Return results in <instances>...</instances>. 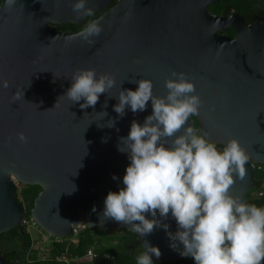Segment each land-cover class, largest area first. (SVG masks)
<instances>
[{
  "label": "water",
  "instance_id": "obj_1",
  "mask_svg": "<svg viewBox=\"0 0 264 264\" xmlns=\"http://www.w3.org/2000/svg\"><path fill=\"white\" fill-rule=\"evenodd\" d=\"M111 1L87 0L94 14L100 12L90 21L98 20L103 28L93 43L68 39L83 28L58 27L85 21L72 10L76 0H16L11 9L0 1V80L9 82L8 88L0 87V233L24 222L14 180L41 187L30 214L51 236L68 237L83 221L90 228L131 231L112 219L101 223L100 216L109 191L124 187L130 164L128 153L118 150L120 138L127 137L133 120L142 126L153 109L149 100L144 111L133 113L129 106L120 117L114 105L120 90L135 91L138 83L133 82L141 79L151 80L153 94L165 97L172 71L185 73L202 100L194 115L198 131L223 147L236 138L247 152L246 176L234 175L230 194L246 201L256 185L255 165L264 164L263 19L254 16L246 26L239 14H214L208 4L216 0ZM228 26L234 37L219 33ZM77 69H95L97 78L102 73L115 77L94 108H81L83 99L72 103L64 96ZM22 90L24 100L13 103V94ZM194 118L188 125L195 127ZM110 120L114 127H107ZM156 218L162 226L151 234L131 231L142 251L147 241L161 252L152 259H180L183 245L177 241L174 250L167 234L178 230L175 218L171 212L161 218L158 211ZM0 264H5L1 252Z\"/></svg>",
  "mask_w": 264,
  "mask_h": 264
},
{
  "label": "clouds",
  "instance_id": "obj_2",
  "mask_svg": "<svg viewBox=\"0 0 264 264\" xmlns=\"http://www.w3.org/2000/svg\"><path fill=\"white\" fill-rule=\"evenodd\" d=\"M15 2L5 0L3 7L11 9ZM86 5L87 0L72 4L78 20L94 14V9ZM102 31L98 20L90 21L68 39L93 43L92 38L99 37ZM71 80L64 96L72 103L83 99L81 108H94L100 95L115 84L111 73L97 78L95 69H77ZM133 83H138L135 91H119L114 111L120 117L129 106L133 113L142 112L149 100L153 111L142 126L133 120L127 137L120 138L118 150L128 153L130 164L123 176L124 187L106 196L100 222L112 219L144 237L162 226L156 218L157 211L164 219L171 212L178 230L167 233L173 242L170 246L175 250L178 241L183 245L181 256L192 257L195 264H264V207L249 204L229 191L235 183L234 175L240 180L246 176L245 148L238 139L231 138L218 150L206 132L198 133L192 124L188 125L189 117L199 115L202 100L185 73L171 72L165 80V97L153 94L149 79ZM0 87L8 88L9 82L0 80ZM20 99L24 100L23 90L13 94L12 102ZM57 106L58 102L54 108ZM114 125L115 121L110 120L107 127ZM18 139L27 142L23 133L18 134ZM148 213L152 219L146 218ZM163 227L167 231L168 225ZM143 248L137 264H153L152 256H161L160 249L147 241Z\"/></svg>",
  "mask_w": 264,
  "mask_h": 264
},
{
  "label": "trees",
  "instance_id": "obj_3",
  "mask_svg": "<svg viewBox=\"0 0 264 264\" xmlns=\"http://www.w3.org/2000/svg\"><path fill=\"white\" fill-rule=\"evenodd\" d=\"M116 1L117 0H112L110 5L114 4ZM99 13L100 12L95 13L91 17H86L83 23L69 22L66 24H58V27L63 30L78 31L84 28L86 24ZM192 117L194 118V116ZM194 124L197 126L195 118ZM255 183L256 185L253 190L250 189L247 191L246 202L255 204L258 207H264V194L258 195V192L264 189V187L259 180H256ZM40 189L41 187L39 185H25L22 189L21 194L23 200L30 207L33 206L34 198ZM19 201L22 204V201ZM4 235H10L11 238H18L22 241L24 246L28 247L31 244L30 234L23 225L0 233V237ZM52 245L53 254L51 263L49 264H58L60 261L55 259L56 257L63 255H67L70 258L82 257L86 256L88 251H91L93 259L102 258L106 260L104 263L100 264H137V257L143 253L137 235L126 229L106 230L99 227L90 228L86 226L78 233L76 242L65 240V237H62L61 241H54ZM0 252L5 258V264H12L14 262V250L5 251L0 248ZM152 260L153 264H195L193 259L187 260L186 257H181L172 262Z\"/></svg>",
  "mask_w": 264,
  "mask_h": 264
},
{
  "label": "rangeland",
  "instance_id": "obj_4",
  "mask_svg": "<svg viewBox=\"0 0 264 264\" xmlns=\"http://www.w3.org/2000/svg\"><path fill=\"white\" fill-rule=\"evenodd\" d=\"M14 181L16 183L17 197L22 201V206L24 208V222L22 223V225L30 234L31 244L27 247L24 246L22 241L18 238H11L10 235H4L0 237V248L5 251H15V258L13 259L14 262L12 264H49L51 263L53 254L52 244L54 241H61L62 237L51 236L34 223L30 214L31 207L23 200L21 194V191L25 185L18 182L17 180ZM86 226L88 225L83 221L80 225L75 227V231L73 234L65 237V240L76 242L78 233ZM55 259H58L60 261L58 264H100L106 261L102 258L93 259L92 255L89 254H87L86 256L73 258H70L67 255H63L56 257ZM186 259L192 260L193 258L186 257Z\"/></svg>",
  "mask_w": 264,
  "mask_h": 264
},
{
  "label": "flooded vegetation",
  "instance_id": "obj_5",
  "mask_svg": "<svg viewBox=\"0 0 264 264\" xmlns=\"http://www.w3.org/2000/svg\"><path fill=\"white\" fill-rule=\"evenodd\" d=\"M208 8L212 13L224 18H228L233 14H239L243 18L246 26L252 24L254 16H260L264 23V0H216L210 2ZM219 33L235 36V31L231 26L219 31ZM216 146L218 150L223 148L220 144H216Z\"/></svg>",
  "mask_w": 264,
  "mask_h": 264
},
{
  "label": "built area",
  "instance_id": "obj_6",
  "mask_svg": "<svg viewBox=\"0 0 264 264\" xmlns=\"http://www.w3.org/2000/svg\"><path fill=\"white\" fill-rule=\"evenodd\" d=\"M256 173V177H255ZM254 179L259 180L261 185L264 187V164L258 163L255 165ZM264 194V189L258 192V195ZM75 231V227H73L72 234ZM89 255H92L91 251H88Z\"/></svg>",
  "mask_w": 264,
  "mask_h": 264
}]
</instances>
